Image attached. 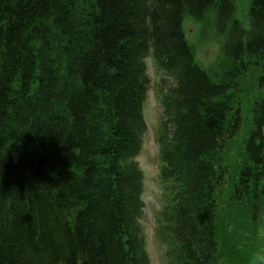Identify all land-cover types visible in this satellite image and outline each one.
Wrapping results in <instances>:
<instances>
[{"label":"trees","instance_id":"obj_1","mask_svg":"<svg viewBox=\"0 0 264 264\" xmlns=\"http://www.w3.org/2000/svg\"><path fill=\"white\" fill-rule=\"evenodd\" d=\"M235 9L234 0H0V264H151L136 159L148 55L163 72L166 264H264V0H251L249 32ZM212 11L227 39L211 73L183 22Z\"/></svg>","mask_w":264,"mask_h":264},{"label":"rangeland","instance_id":"obj_2","mask_svg":"<svg viewBox=\"0 0 264 264\" xmlns=\"http://www.w3.org/2000/svg\"><path fill=\"white\" fill-rule=\"evenodd\" d=\"M251 0H234L235 14L241 26L246 32L251 28L248 9ZM184 28L189 43L193 46L195 51L196 61L201 67L209 72H215L221 67V58L223 56V45L226 40V33L219 32L215 24V12L201 19H194L191 16H186L184 19ZM247 33L245 34L246 38ZM148 75L151 80L150 87L148 88V98L143 104L144 118L148 127L143 137V148L137 156L138 163L144 171V190L143 200L146 203L144 208V217L141 219L142 226L146 235L147 250L150 254L151 264H161L160 261L164 260L163 256L165 249L159 240L155 228L156 222L154 221L155 212L160 208L159 186L155 173L158 170L156 161L157 145L155 143V130L160 123V106L157 103V84L161 82L160 73L147 61ZM254 76L250 73L247 74L248 84H253L248 97L250 99L256 94L257 89L255 83L252 82ZM156 84V85H155ZM250 104L243 108V116L246 119L251 118ZM250 126L240 133V139L244 138L249 133ZM146 188V189H145Z\"/></svg>","mask_w":264,"mask_h":264},{"label":"bare ground","instance_id":"obj_3","mask_svg":"<svg viewBox=\"0 0 264 264\" xmlns=\"http://www.w3.org/2000/svg\"><path fill=\"white\" fill-rule=\"evenodd\" d=\"M149 61H150V64L153 66V68L157 69V67L155 66L154 61L151 57L149 58ZM155 71H157V70H155Z\"/></svg>","mask_w":264,"mask_h":264}]
</instances>
